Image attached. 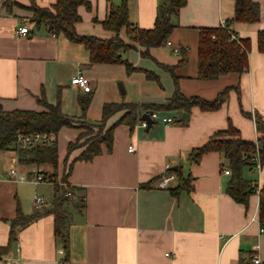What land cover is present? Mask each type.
<instances>
[{
  "label": "crops",
  "instance_id": "crops-1",
  "mask_svg": "<svg viewBox=\"0 0 264 264\" xmlns=\"http://www.w3.org/2000/svg\"><path fill=\"white\" fill-rule=\"evenodd\" d=\"M89 1L91 9H78L81 22L76 25L77 33L102 40L114 38L116 34L102 25L109 12L108 0ZM122 1L111 0L115 6ZM253 1L260 4L261 21L233 26L239 37L252 41L248 71L204 81L198 74L201 30L219 28L233 19L235 0H187L173 17L170 45L151 49L148 57L142 56L144 48L129 40L123 29L121 38L136 46L122 54L137 69L131 74L122 63L92 64L84 45L64 35L55 36L45 23L32 21L33 2L51 9L57 0H12L10 6L0 0V104L4 110L43 111L40 101L44 99L50 104L60 102L63 113L75 121L93 124L102 120L107 103L141 107L136 126L117 125L112 147L102 145V153L92 161L77 160L84 146L66 153L83 130L65 127L57 135V141L64 135V150L58 147V178L78 198L65 204L69 213L67 252L56 237L55 214L51 212L63 190L60 188L59 194L57 185L49 183L12 182L9 171L19 162L18 155L13 150L0 151V248L10 245L11 224L19 214H42L19 231L0 264H8V259L15 264H241L255 245L260 246L264 262L258 193L246 205L227 193L230 176L224 174L226 161L220 153H208L199 163L190 160L194 150L230 124L246 141L256 142L260 136L255 116L264 119V53L258 47V33L264 32V0ZM162 2L129 0V21L142 29L153 28ZM25 25L31 35L19 38L16 33ZM80 73L93 87L86 113L79 104L86 92L72 85ZM227 89V99L219 110L195 107L185 123L176 122L184 112L157 109L168 105L177 90L187 98L214 102ZM152 111L175 122L139 128L140 118ZM123 114L110 118L106 129ZM130 146L135 147V153L129 152ZM19 167L23 172L37 168ZM175 167L184 178H191V189L178 196L170 190L179 185L178 178L168 190L159 188L161 178ZM263 183L264 174L258 187ZM36 197L46 201L40 210L34 206Z\"/></svg>",
  "mask_w": 264,
  "mask_h": 264
},
{
  "label": "trees",
  "instance_id": "trees-1",
  "mask_svg": "<svg viewBox=\"0 0 264 264\" xmlns=\"http://www.w3.org/2000/svg\"><path fill=\"white\" fill-rule=\"evenodd\" d=\"M128 1L123 0L120 6H115L111 0H108L109 12L102 25L106 30L114 32L116 35L107 40L80 36L76 31V25L81 22L78 9L81 6L91 9L89 0H57L51 9L40 8L33 2L30 10L34 13L33 22L45 23L49 31L55 36L64 35L69 41L84 45L90 54L92 64L122 63L125 64L128 73L131 74L137 69L129 61L124 60L122 54L136 48V46L125 42L120 36L121 31L126 29L129 40L144 48L142 56L148 57L151 49L167 45L175 29L173 17L177 16L180 10L186 6L187 0H163L158 8L155 26L151 29L139 28L129 21ZM235 2L236 10L233 19L226 21L225 25L219 28L201 30L198 62L200 80L213 81L230 73L243 74L248 70L252 41L250 38L239 37L233 30V26L236 23H259L261 21V7L258 2L253 0H235ZM12 3V0H6L5 5L10 6ZM233 36L236 40L232 39ZM258 47L264 53L263 31L258 33ZM184 61L183 58L182 63ZM171 72L177 83L178 78L174 70L171 69ZM148 76L150 77V74ZM228 93L229 89L225 90L216 101L209 102L199 97L187 98L177 90L168 105L157 109L164 108L177 110L180 113H191L193 108L198 107L202 111H217L226 101ZM91 100L92 92L85 93V96L79 98V104L84 113H86ZM40 102L45 108L43 111H6L0 104V151L12 150L13 143L20 132L55 133L58 135L65 127H77L83 132L77 141L69 144L68 152L70 154L84 146L85 150L77 160L92 161L102 153V145L106 144L110 148L112 147L113 131L117 125L125 124L131 128L136 126L141 110V107L136 104L107 103L103 107V117L100 122L93 124L80 122L83 125L81 127L77 125L79 122L63 113L60 102L50 104L44 99ZM119 112H124L121 119L114 126L106 129L107 121ZM247 115L252 118V115ZM255 122L260 134L256 142L242 139L240 131L233 124H230L226 130L216 132L204 146L194 150L190 155V160L199 163L208 153L222 154L226 161L223 168L231 171L227 193L237 203L245 205L248 204L254 193H258L260 198L259 216L261 224L264 226V183L259 188L244 177L245 169L254 171L255 164L250 162L251 158L259 155L262 165H264V119L262 116L256 115ZM96 131L97 134L91 136ZM85 133L88 134L85 135ZM18 159L23 166L50 167L53 171L50 175L51 178H55L58 174L59 150L57 142L52 145L21 150L18 153ZM168 172L176 174L179 181V185L175 189H170L173 195L178 196L181 192L191 189V178H184L181 170ZM56 189L57 193L60 194L62 189L60 190L58 186ZM65 192V190L61 191V194L55 198V209L51 212L55 214L56 237L63 243L67 252L69 240L66 231L69 213L65 204L70 199L65 196ZM41 215L40 213L30 216L19 214L11 224L10 245L15 243L19 231L29 226ZM10 245L0 248V258L10 250Z\"/></svg>",
  "mask_w": 264,
  "mask_h": 264
},
{
  "label": "built area",
  "instance_id": "built-area-1",
  "mask_svg": "<svg viewBox=\"0 0 264 264\" xmlns=\"http://www.w3.org/2000/svg\"><path fill=\"white\" fill-rule=\"evenodd\" d=\"M225 23L223 24V26ZM17 36L19 38L28 37L31 35V30L28 26H23L17 31ZM232 39L236 40V38L233 36ZM167 45H170L168 42ZM242 45V44H241ZM244 49V47L242 46ZM248 71V70H247ZM246 71V72H247ZM72 85L80 88L81 90L85 91L86 93H90L93 91V87L91 85L90 80L84 76L83 74H78L72 79ZM150 117V120L145 119L144 117L140 118L138 122V127L144 130L149 129L153 123L155 122H161L165 126H169L175 122V120L171 117H162L159 112H152L148 114ZM57 142V135L55 133H40V132H34V133H18L16 140L13 143L12 150L16 152L18 155L19 151L21 150H27L33 147H42L46 145H52ZM136 149L134 146L129 147L130 153H135ZM250 162L252 164H255L254 170H257L261 172L262 170V162L259 155H256L255 157L250 159ZM19 162L16 163V166L11 168L9 171L10 180L14 183H24V182H30L35 185H39L42 183H53L57 185L62 190H65V196L71 200L77 201V196L69 189L66 182L62 180H58L56 178H51L50 175H48V172L46 169L42 167H37L35 170L23 172L20 170ZM21 165V164H20ZM224 174L226 176L231 175V171L229 169L224 170ZM177 179L176 174L168 172L165 176H163L159 183V188L162 190H168L170 187V184L174 182ZM46 204V201L44 198L36 197L34 200V206L37 210H40L43 205ZM261 234H264V227H261ZM17 252H20V247L18 246ZM61 254H64V251H61ZM167 256H170L168 254ZM8 264H15V260L8 259ZM64 264V263H63ZM68 264V263H65ZM241 264H264L262 257L260 255V246L255 245L252 249V252L250 256L243 261Z\"/></svg>",
  "mask_w": 264,
  "mask_h": 264
},
{
  "label": "rangeland",
  "instance_id": "rangeland-1",
  "mask_svg": "<svg viewBox=\"0 0 264 264\" xmlns=\"http://www.w3.org/2000/svg\"><path fill=\"white\" fill-rule=\"evenodd\" d=\"M80 123V122H79ZM79 123H77V125L78 126H83L81 123L79 124ZM83 132V131H82ZM98 133H99V131H98ZM88 133H85V135H87ZM97 134V131L94 133V135H91V136H95ZM103 135H104V132L102 133ZM64 136V135H63ZM63 136L61 137V134H60V137H59V139H58V141H57V143H58V147H59V149H60V151H63L64 149L62 148L61 149V140H62V138H63ZM84 142V141H83ZM66 153L68 154V149L66 150ZM52 172L53 171H51V172H48V175H52ZM264 174V165H263V167H262V170H261V172H259V171H257V170H254V171H250L249 169H245L244 170V177L248 180V181H250V182H254L257 186L258 185H260L261 184V179H262V175ZM55 178L57 179V181L59 180V178H58V174H57V176H55ZM49 184H53V183H49Z\"/></svg>",
  "mask_w": 264,
  "mask_h": 264
},
{
  "label": "water",
  "instance_id": "water-1",
  "mask_svg": "<svg viewBox=\"0 0 264 264\" xmlns=\"http://www.w3.org/2000/svg\"><path fill=\"white\" fill-rule=\"evenodd\" d=\"M120 88H121L122 93H125V90H124L122 84H120ZM143 117H144L145 119H147V120H150V117H149L148 114L144 115ZM189 117H190V114L187 113V112H184V113L182 114V116H181L179 119L176 120V122H177V123H185L186 120L189 119ZM177 169H178V168L175 167V168H172L171 171H177Z\"/></svg>",
  "mask_w": 264,
  "mask_h": 264
}]
</instances>
